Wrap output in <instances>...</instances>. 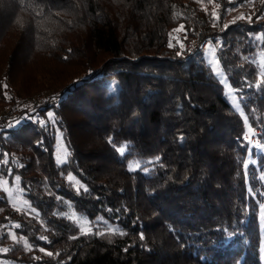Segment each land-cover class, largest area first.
<instances>
[{"label": "trees", "instance_id": "1", "mask_svg": "<svg viewBox=\"0 0 264 264\" xmlns=\"http://www.w3.org/2000/svg\"><path fill=\"white\" fill-rule=\"evenodd\" d=\"M258 54L264 0H0V179L26 202L0 188V260L262 264L264 153L245 138L264 146Z\"/></svg>", "mask_w": 264, "mask_h": 264}, {"label": "rangeland", "instance_id": "2", "mask_svg": "<svg viewBox=\"0 0 264 264\" xmlns=\"http://www.w3.org/2000/svg\"><path fill=\"white\" fill-rule=\"evenodd\" d=\"M233 10V9H232ZM231 10V12H232ZM238 10L240 11L241 10V7L238 8ZM237 9H235V11L239 12ZM230 12V13H231ZM242 12V11H241ZM171 39L174 40L176 43L175 44H181V32H180V28H175L172 32H171ZM187 45H193L192 48H194L195 46H199V45H196V44H187ZM186 45V46H187ZM200 49L204 51V56L206 58V61L211 65L212 67V70L213 72L215 73V75L219 78V80L224 84V86L226 87L227 89V92H228V96L230 98V101L237 107V100H236V97H235V94H234V91L229 87V84L224 76V74L222 73V71L220 70L219 68V65L217 63V60L215 58V50H216V46L214 44H209V45H206V46H200ZM263 63H264V59H263V56L262 54H258V57H257V64L259 66V69H260V72L261 74L264 75V69L262 68L263 66ZM213 65H216L219 69V72L217 73L216 71H214L213 69ZM246 123V122H245ZM246 133V132H245ZM55 160L56 162L58 163H62L66 160V157H67V150L63 144V141H62V137L59 133H57V136H56V143H55ZM264 146L262 145L261 146V149L260 151L262 153H264ZM66 150V151H65ZM250 161L252 160L253 162H256L257 161V158L254 157L253 159L252 158H249ZM72 177V179H69V177ZM68 179L71 180V182L75 185V186H79L80 183L78 182V179L75 178L72 174H69L68 175ZM4 181H7L5 179H2ZM7 189L12 193L11 197H9L8 195V192L7 195L9 197V200H14L16 202V207L18 208H21V207H24L25 206V203L23 201V199L20 197L19 195V192L16 188V184L15 183H9L7 181ZM13 204V203H12ZM65 215H67L68 217H70L71 219H73L74 221H76L78 223V221L83 218L84 220L87 221V218L84 216V215H81L79 213H76L71 207L68 206V209L65 211ZM73 216L75 218H73ZM88 222V221H87ZM102 226H104L105 228H111L113 229V226H111L109 223H107L105 220H102ZM79 224V223H78ZM80 226V224H79ZM85 227H89L88 223ZM81 228V226H80ZM2 264H6V262H4V260H0ZM262 264H264V239H263V242H262Z\"/></svg>", "mask_w": 264, "mask_h": 264}, {"label": "snow or ice", "instance_id": "3", "mask_svg": "<svg viewBox=\"0 0 264 264\" xmlns=\"http://www.w3.org/2000/svg\"><path fill=\"white\" fill-rule=\"evenodd\" d=\"M206 10V9H205ZM212 15L213 16H215L216 15V13H215V11H213L212 12ZM242 18V17H241ZM181 27H183V26H181ZM170 46H171V43H170ZM213 69H214V71H216L217 73L219 72V69H218V67L216 66V65H213ZM50 116H51V114H49ZM120 151H123V148H121V149H119ZM66 151V150H65ZM3 162H5V163H7V154H5V160L3 161ZM139 165L138 164H136V165H130V170H132L133 169V167H138ZM17 179V181L19 180V177H17L16 178ZM69 179H72V177L70 176L69 177ZM81 187H83V185H81ZM0 188H3L6 192H8V195H9V197H11V195H12V193L7 189V181H4V180H2V179H0ZM11 203H13V206L14 207H16V202L14 201V200H11L10 201ZM24 203H26V202H24ZM262 207H264V206H262ZM17 210L19 211L20 209L17 207ZM73 218H75L74 216H73ZM78 223L80 224V226H81V232L82 233H87V232H90L91 231V228L90 227H85L86 225H87V221L86 220H84L83 218H81L79 221H78ZM16 227H19V225H16ZM109 231H115L114 229H111V228H109L108 229ZM10 237H11V239H13L14 241L15 240H17V237L14 235V234H11L10 233ZM20 239L21 240H24V238L23 237H20ZM41 239H46L45 237H41ZM24 244H25V248L26 249H30V246L27 244V241L26 240H24ZM0 251H8V249L7 248H4V249H0ZM40 251H44V249H40ZM49 255H52L51 253H48Z\"/></svg>", "mask_w": 264, "mask_h": 264}, {"label": "built area", "instance_id": "4", "mask_svg": "<svg viewBox=\"0 0 264 264\" xmlns=\"http://www.w3.org/2000/svg\"><path fill=\"white\" fill-rule=\"evenodd\" d=\"M202 46H206L208 45V41H205L203 44H201ZM200 45V46H201ZM7 122V119L5 116L0 115V128ZM258 133L257 129H253L250 128L247 125V131L245 133V138L248 140V142L250 143V146H255L261 149V143H259V140L256 136V134Z\"/></svg>", "mask_w": 264, "mask_h": 264}]
</instances>
